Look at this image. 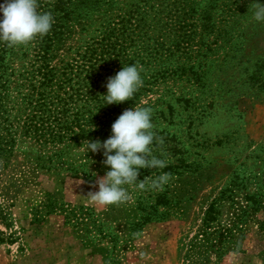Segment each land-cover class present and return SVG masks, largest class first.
<instances>
[{
    "label": "trees",
    "instance_id": "1",
    "mask_svg": "<svg viewBox=\"0 0 264 264\" xmlns=\"http://www.w3.org/2000/svg\"><path fill=\"white\" fill-rule=\"evenodd\" d=\"M252 2L38 0V11L54 17L50 32L28 46L0 42V244L15 239L9 209L21 167L92 178L93 153H85L83 141L109 138L119 115L135 106L150 107L167 122L154 128L163 144L152 147L172 160L163 170L140 169L138 180L161 171L176 179L159 192L129 187V201L98 208L47 193L31 208V221L56 214L103 264H120L146 224L186 218L193 194L215 172L206 161L209 144L222 142L207 138L202 128L208 120L217 122L207 98L222 96L226 80L233 95L264 101V53L248 50L260 31L247 21ZM213 51L220 52L215 65L208 61ZM136 62L144 69L143 86L130 100L104 105L107 79ZM145 96L147 103L139 105ZM103 160L96 168L107 172ZM245 179L235 167L227 171L198 224L180 240V264H225L227 255L241 251L246 222L262 204L259 194L245 191Z\"/></svg>",
    "mask_w": 264,
    "mask_h": 264
},
{
    "label": "rangeland",
    "instance_id": "2",
    "mask_svg": "<svg viewBox=\"0 0 264 264\" xmlns=\"http://www.w3.org/2000/svg\"><path fill=\"white\" fill-rule=\"evenodd\" d=\"M260 1L264 4V0ZM245 13L247 21L260 29L250 38L248 50L261 55L264 53V22L254 21L249 9ZM219 53L213 51L208 56L212 65H215ZM214 77L210 74L208 79ZM231 83L225 80L219 91L222 96L207 98L206 102L217 122L208 120L202 126L205 136L222 139L219 144H209L207 149L206 161L215 169L212 178L201 182V188L193 194L186 218L146 224L122 254L120 264H180V240L198 224L204 205L223 183L227 171L234 167L246 177L245 191L259 194L262 204L246 222L241 251L227 255L224 263L264 264V101L247 94L233 95L231 90L228 91ZM193 91L198 95V90ZM146 96L154 98L153 94ZM146 96L140 98L139 105L147 103ZM235 111L239 117L233 118ZM152 116L154 128L167 124L162 118H155L158 114ZM157 148H160L159 144ZM228 158L232 163L227 165L225 160ZM101 159H104L103 151L93 153L90 179L80 175L48 173L29 164L21 167L16 173L17 193L9 209L15 239L11 243L0 244V264H103L97 252L79 243L60 216L50 214L39 222H33L30 214L31 208L47 193L65 203H87L98 208L88 193L98 191L95 181L106 173L96 168Z\"/></svg>",
    "mask_w": 264,
    "mask_h": 264
},
{
    "label": "clouds",
    "instance_id": "3",
    "mask_svg": "<svg viewBox=\"0 0 264 264\" xmlns=\"http://www.w3.org/2000/svg\"><path fill=\"white\" fill-rule=\"evenodd\" d=\"M38 9V0H4L0 3V42L8 47L28 46L37 37L48 34L55 22L54 17L50 11ZM249 10L254 21L264 22V4L253 0ZM143 71V66L136 62L124 65L109 77L105 85L107 94L101 95L104 105L132 99L143 86ZM152 115V109L147 106L126 109L111 125L109 138L103 142L83 141L85 153L103 150V164L110 168L96 179L98 191L88 193L93 203L101 207L120 205L131 199L129 187L139 192H159L176 179L171 173L161 171L159 175L138 180L140 169L163 170L172 163L165 152L161 151L159 156L154 154L153 143L162 145L163 138L154 131Z\"/></svg>",
    "mask_w": 264,
    "mask_h": 264
}]
</instances>
